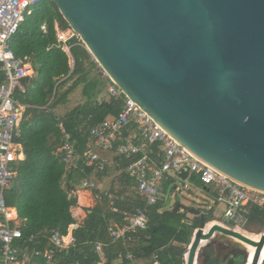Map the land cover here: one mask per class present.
<instances>
[{"label":"water","instance_id":"95a60500","mask_svg":"<svg viewBox=\"0 0 264 264\" xmlns=\"http://www.w3.org/2000/svg\"><path fill=\"white\" fill-rule=\"evenodd\" d=\"M48 1L101 70L167 134L264 194V0ZM76 197L71 193V204ZM207 225L201 219L186 264L223 243L216 234L255 247L251 264L262 263L264 236L254 241L219 224L206 231Z\"/></svg>","mask_w":264,"mask_h":264},{"label":"trees","instance_id":"16d2710c","mask_svg":"<svg viewBox=\"0 0 264 264\" xmlns=\"http://www.w3.org/2000/svg\"><path fill=\"white\" fill-rule=\"evenodd\" d=\"M27 17L10 42L14 55L28 58L36 74L25 93L16 95V99L27 106L19 124L18 138L15 139L22 147L24 160L17 166L14 182L5 192L7 206L16 209L24 223L21 227L22 239L17 246L27 248L29 252L54 253L51 262L41 255L35 256L30 264H98L100 259L95 246L102 243L107 246V264H112L114 256L126 249L119 242L111 243L109 224L120 221L122 213L133 212L144 205L143 197L136 192L135 182L124 171L115 177L116 186L111 185L107 192L94 190L102 195V199L88 210L86 218L73 231L74 249L57 253L48 238L52 230L65 235L70 225L75 223L71 214L75 204L70 203L69 194L94 171L84 167L80 161L76 168L67 170L57 158L55 153L62 143L57 109L66 105L69 96L81 87L85 101L60 118L66 132L77 141V154L81 156L87 144V130L108 117L117 116L122 101L108 96L107 79L103 77L102 70L75 39L69 41L73 68L70 56L53 47L57 40L55 24L62 29L67 27L56 6L46 0ZM43 24L46 33L41 30ZM2 82L3 77L0 76V84ZM80 129L82 132H79ZM107 171L100 174L106 176ZM181 180L209 189L197 175H188ZM172 182L163 185L164 192L166 185ZM107 195L112 198H107ZM110 204L118 209L117 214L110 212ZM163 208L162 201L151 208L148 229L137 233L134 236L136 242L126 246L137 264H153L155 254L161 264H184L183 256L194 232L200 227L201 219L205 224L214 221L212 210L209 213L196 210L190 220L174 209ZM247 210V227L256 224L261 233L264 230V207L249 205ZM31 237L35 239L29 242ZM245 246L249 252L251 246ZM203 253L200 264H215L211 260L215 254L214 246H209ZM120 264L130 263L123 261ZM237 264H242V258Z\"/></svg>","mask_w":264,"mask_h":264},{"label":"built area","instance_id":"2783aa9c","mask_svg":"<svg viewBox=\"0 0 264 264\" xmlns=\"http://www.w3.org/2000/svg\"><path fill=\"white\" fill-rule=\"evenodd\" d=\"M43 1L0 0V76L3 77L0 84V264H24L21 254L28 251L25 247L17 246L22 239V232L20 227L11 226V223L17 221V214L16 210L7 206L5 192L16 176L18 164L24 160L22 147L15 141L24 111V106L16 99V95L25 93L26 87L22 80L29 79L34 72L28 58H17L14 55L10 42L26 17ZM41 30L46 33L45 24L41 26ZM55 30L57 40L53 47L70 56L69 41L75 39L79 46L85 48L78 34L68 24L65 29L55 24ZM70 63L73 68L71 56ZM102 73L107 79L108 96L122 101L121 111L117 116L106 118L89 129V144L81 156L77 154V141L72 139L61 124L62 143L55 154L67 170L76 168L80 161L84 167L100 173L114 167L119 173L124 171L135 182L136 192L143 197L144 205L133 212L122 213L120 221L109 224L108 234L112 242L121 241L123 245L136 242L134 236L148 229L151 208L166 198L163 185L170 181H180L182 189L189 188V184L181 180L180 176L184 173L199 176L201 183L212 189L215 202L224 207L225 225L235 231L246 229L247 208L249 205L263 208L264 194L235 183L199 160L167 134L134 101L126 97L104 71ZM98 151L113 155V159L100 157ZM79 187L92 192L94 204L102 199V195L94 191V185L87 179ZM107 198L112 197L107 195ZM110 212L117 214L118 209L110 204ZM80 224L75 220L65 235L51 231L48 241L55 252L64 253L75 248L73 231ZM194 235L195 233L193 237ZM257 236L259 239L263 237L264 230ZM33 239L35 237H31L29 242ZM103 248V244L98 243L95 251L103 256ZM187 254L188 250L183 256L184 264ZM23 255L27 257L26 254ZM41 255L51 261L54 253L42 254L39 250L33 252V256ZM117 257L134 264V255L128 251L118 254ZM153 264H160L157 254Z\"/></svg>","mask_w":264,"mask_h":264},{"label":"crops","instance_id":"0c3cea01","mask_svg":"<svg viewBox=\"0 0 264 264\" xmlns=\"http://www.w3.org/2000/svg\"><path fill=\"white\" fill-rule=\"evenodd\" d=\"M70 47H71V45H70ZM93 59V58H92ZM70 65H71V63H70ZM72 66V65H71ZM34 72V71H33ZM35 76H36V74H35V72H34V74L32 75V77H30L29 78V81H28V83H27V86H26V88L29 86V84H30V82H31V80H33L34 78H35ZM70 102H72L71 101V99H70V97L68 98V103L66 104V105H64L65 107H67L68 106V104L70 103ZM22 104V103H21ZM72 104L74 105V103L72 102ZM23 105V104H22ZM24 106V111H23V115H24V113H25V110H26V107L27 106H25V105H23ZM63 106V107H64ZM76 106V105H75ZM74 106V107H75ZM60 108V107H59ZM71 110V109H70ZM69 110V111H70ZM60 111V112H59ZM69 111H67V110H64V113H63V115L64 114H66V113H68ZM57 120H58V127L60 128V125L62 124L61 123V121H60V118L61 117H63V115L61 114V109H57ZM23 115H22V118H23ZM108 118H110V117H108ZM88 131H89V129L87 130V144H86V146L89 144V138H88ZM79 132H82L81 131V129L79 130ZM86 146H85V148H86ZM98 154H99V156L100 157H102V158H105V159H113V155H111V154H106V153H102V152H99L98 151ZM18 166H19V164H18ZM108 174L106 175V176H102L101 174H100V172L98 173L96 170H94L92 173H91V175L89 176V178H86L89 182H91L93 185H94V188H95V190H97V191H100V192H107L110 188H111V185H115L116 186V180H115V177H117L118 176V174H119V172L118 171H116V169L114 168V167H110V168H108ZM187 176H188V174H187ZM85 180V179H84ZM83 180V181H84ZM83 181H82V183H83ZM107 182H110L109 183V185H107V186H105L106 185V183ZM180 182V181H179ZM187 183V182H186ZM190 183V182H189ZM189 183H187V184H189ZM166 184V183H165ZM191 186H194L193 185V183H190V185H189V188L191 187ZM184 187V186H183ZM189 188L188 189H186V190H189ZM166 189H167V185H166ZM166 189H165V194H166V196H167V193H166ZM205 192H207V191H210V192H212V195H213V191H212V189H203ZM73 191L75 192V195L77 196L76 198H77V202L75 203V206H73L72 208H71V214H72V216H73V218H74V220H76L78 223H81L85 218H86V216H87V213H89V211L88 210H90L91 208H93L94 206H95V204H94V202H93V199H92V196H93V194H92V192H90V191H88V190H85V189H81L79 186L78 187H76V188H74L71 192H70V194H69V196L71 195V193H73ZM214 196V195H213ZM163 202V206H164V201H162ZM221 205H219V204H217L216 202H215V198H214V204L212 205V206H210V209L208 210V212H206V213H209V211L210 210H212V215H213V217H214V221L215 220H218L220 217H222L223 218V215H224V207H223V210H222V212L221 213H223V214H219L218 213V210H219V207H220ZM179 208H180V206H179ZM14 209V208H13ZM186 209V208H185ZM14 210H16V209H14ZM163 210H166V208H165V206H164V208H163ZM179 211V210H178ZM177 211V212H178ZM190 211V213H192V215L193 216H195L194 215V212L196 211L195 209H191V210H189ZM176 212V211H175ZM16 214H17V221L15 222V223H11V226H18V227H20V229H21V227H23V225H24V223H23V221L21 220V219H19V217H18V213H17V210H16ZM194 218V217H193ZM193 218H191V219H193ZM190 219V220H191ZM213 222V221H212ZM217 224V223H216ZM197 231V230H196ZM194 233H196V232H194ZM110 237V236H109ZM111 239V238H110ZM117 242H119L120 244H121V246L123 247V248H125L126 249V251H128V248L126 247V246H128V244L127 245H123V243L121 242V241H117ZM111 243H113L112 242V240H111ZM114 243H116V242H114ZM102 244V243H101ZM103 246H104V248H103V256H101L99 253H97L98 254V256H99V263L98 264H107V257H106V250H105V248L107 247L105 244H103ZM208 248V247H207ZM207 248H205V249H207ZM204 249V250H205ZM25 249H23V251H24ZM124 250V249H123ZM122 250V251H123ZM203 250V251H204ZM125 251V252H126ZM125 252H120V253H125ZM128 252H130L131 254H132V252L131 251H128ZM120 253H118V254H120ZM23 254H26V256L27 257H25ZM23 254H21L22 255V258H21V260L24 262V264H30V262H33L32 260H33V258L35 257V256H33V252H29V251H27V252H24ZM118 254H116L115 256H114V259H113V261H112V264H120V263H122L123 261H125V260H119L118 259ZM159 255V254H158ZM202 255L204 256V253L202 252V254H201V256L200 257H202ZM201 259V258H200ZM199 259V260H200ZM198 260V261H199ZM128 262V261H127ZM160 262V261H159ZM129 263V262H128ZM32 264V263H31ZM134 264H137V262H136V259L134 260ZM161 264V263H160Z\"/></svg>","mask_w":264,"mask_h":264},{"label":"rangeland","instance_id":"374dc122","mask_svg":"<svg viewBox=\"0 0 264 264\" xmlns=\"http://www.w3.org/2000/svg\"><path fill=\"white\" fill-rule=\"evenodd\" d=\"M44 1H46V0H44ZM26 18H28V17H26ZM99 69H101V68L99 67ZM102 75H103V73H102ZM81 93H82L81 87H79L78 89H76V91L73 94H71L69 96L71 101L74 103V105L72 104V102H70L67 107L61 106L59 109H61L62 115L64 113V110L69 111L70 109H73L75 105L77 106L79 104H82L85 101V98L82 97ZM102 95L104 97V94H101L100 96H102ZM13 182H14V180H13ZM109 183L110 182H107L105 186L109 185ZM189 185H190V183H189ZM166 193H167V196L163 200L166 210H172L177 205H179L180 208H179L178 212L181 213L182 215L186 216L187 219H191L194 217L192 215V213H190L189 210L195 209V210H199L201 212L206 213L210 209V206H212L214 204V196L212 195V192H210V191L205 192L201 187H196V186H191L189 188V190L182 189V183L179 181H174L172 183H168ZM222 210H223V206L221 205L219 207L218 213L223 214V213H221ZM210 223H217L219 225L226 226V227L230 228L229 226L224 224L222 217H220L218 220H215V221L210 222ZM236 231L240 232V233H242V234H244L250 238H256V239L258 238L257 235L260 233L259 226H257L256 224L249 225L244 230H236ZM222 238H224V237L216 234L214 240L218 241V240H221ZM192 240H193V238H192ZM225 241H228L229 242L228 244L234 245L235 247H238L242 251L243 250L246 251L248 254V248H247V246H245L246 245L245 243H243V242L239 243L234 239H225ZM191 243H192V241H191ZM214 247H215V251H216V246H214ZM187 250H188V247H187ZM200 252H203V250ZM197 264H200V261H198Z\"/></svg>","mask_w":264,"mask_h":264},{"label":"flooded vegetation","instance_id":"af4514ba","mask_svg":"<svg viewBox=\"0 0 264 264\" xmlns=\"http://www.w3.org/2000/svg\"><path fill=\"white\" fill-rule=\"evenodd\" d=\"M223 243L216 245V251L211 258L215 264H237L242 258L243 252L234 245L228 244V241L221 239ZM215 248V247H214Z\"/></svg>","mask_w":264,"mask_h":264},{"label":"bare ground","instance_id":"6f19581e","mask_svg":"<svg viewBox=\"0 0 264 264\" xmlns=\"http://www.w3.org/2000/svg\"><path fill=\"white\" fill-rule=\"evenodd\" d=\"M213 224H216V223H208V225H207V228H206V231L213 225ZM248 237V236H247ZM258 237V236H257ZM248 238H250V237H248ZM251 239V238H250ZM258 240H260L259 239V237L257 238ZM254 240V241H258V240ZM234 240H236L237 242H239V243H241L242 241H240V240H238V239H234ZM253 240V239H252ZM244 243V242H243ZM205 243L204 242H202V245H204ZM246 244V243H245ZM249 245V244H248ZM251 246V245H250ZM254 253H255V247H253V246H251V248H250V250H249V252H248V260H247V264H251L252 263V259H253V256H254ZM261 257H260V260H261V262H263V260H264V246H263V248H262V250H261V255H260ZM186 259H187V257H186Z\"/></svg>","mask_w":264,"mask_h":264},{"label":"clouds","instance_id":"9594fccd","mask_svg":"<svg viewBox=\"0 0 264 264\" xmlns=\"http://www.w3.org/2000/svg\"><path fill=\"white\" fill-rule=\"evenodd\" d=\"M42 254H44L43 252H42ZM43 256V255H42ZM44 258H46L45 256H43ZM47 259V258H46ZM48 260V259H47ZM49 261V260H48ZM52 261V260H51ZM51 261H49V262H51Z\"/></svg>","mask_w":264,"mask_h":264}]
</instances>
